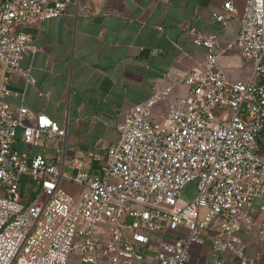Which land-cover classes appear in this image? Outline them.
I'll list each match as a JSON object with an SVG mask.
<instances>
[{"label": "built area", "instance_id": "2783aa9c", "mask_svg": "<svg viewBox=\"0 0 264 264\" xmlns=\"http://www.w3.org/2000/svg\"><path fill=\"white\" fill-rule=\"evenodd\" d=\"M79 3L0 0V264H68L74 251L82 264H196L192 249L209 237L206 264H258L241 233L255 231L264 243V0L245 1L240 32L225 47L191 29L206 59L184 76L187 94L161 122L152 110L172 87L134 106L105 158L89 152L103 163L95 174L67 156L65 128L5 100L10 72L38 51L23 28ZM224 6L234 10L232 1ZM229 52L252 65L246 80H232L221 67ZM19 141L45 143L55 160ZM63 180L80 192L68 193ZM195 180V197L182 202Z\"/></svg>", "mask_w": 264, "mask_h": 264}, {"label": "crops", "instance_id": "0c3cea01", "mask_svg": "<svg viewBox=\"0 0 264 264\" xmlns=\"http://www.w3.org/2000/svg\"><path fill=\"white\" fill-rule=\"evenodd\" d=\"M228 1L233 11L225 8ZM245 1L80 0L64 16L23 28L32 34L38 51L23 57L20 72H10L5 100L13 107L48 115L65 128L67 156L82 159L85 170L95 174L103 163L93 162L89 152L105 158L134 106L172 87L158 104L164 115L187 94L184 76L206 59L191 29L216 35L225 47L240 32ZM217 16H224L225 23ZM220 65L235 81L246 80L251 70L237 52L221 56ZM5 73L0 64V85ZM21 134L19 129L18 138ZM18 145L55 160V150L45 143L31 146L19 141ZM241 236L247 254L257 255L258 264H264V243L256 232ZM209 239L206 245L193 247L196 264H206ZM68 264H82L80 252L74 251Z\"/></svg>", "mask_w": 264, "mask_h": 264}, {"label": "rangeland", "instance_id": "374dc122", "mask_svg": "<svg viewBox=\"0 0 264 264\" xmlns=\"http://www.w3.org/2000/svg\"><path fill=\"white\" fill-rule=\"evenodd\" d=\"M249 64L250 63H248V65ZM166 115H167V113L164 115L161 114V111L159 110L158 105L155 106L152 110V117H153V119H155L158 122L163 121L164 118L166 117ZM71 174H72L71 169L66 168L65 176L69 177ZM61 185L68 193H70L72 195L78 194L81 190V188L79 186L69 182L68 180H63ZM196 193H197V181L195 180V181H192L191 183H189L185 187V189L183 190L182 195H181V201L182 202H188V201L192 200L195 197Z\"/></svg>", "mask_w": 264, "mask_h": 264}]
</instances>
